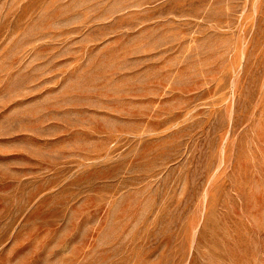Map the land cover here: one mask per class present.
<instances>
[{
  "label": "rangeland",
  "instance_id": "1",
  "mask_svg": "<svg viewBox=\"0 0 264 264\" xmlns=\"http://www.w3.org/2000/svg\"><path fill=\"white\" fill-rule=\"evenodd\" d=\"M0 264H264V0H0Z\"/></svg>",
  "mask_w": 264,
  "mask_h": 264
}]
</instances>
